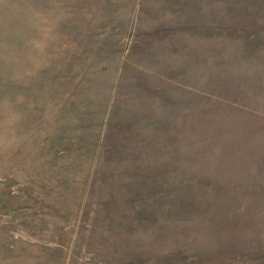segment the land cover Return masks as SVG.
Instances as JSON below:
<instances>
[{"label": "rangeland", "instance_id": "rangeland-1", "mask_svg": "<svg viewBox=\"0 0 264 264\" xmlns=\"http://www.w3.org/2000/svg\"><path fill=\"white\" fill-rule=\"evenodd\" d=\"M0 264H264V0H0Z\"/></svg>", "mask_w": 264, "mask_h": 264}]
</instances>
